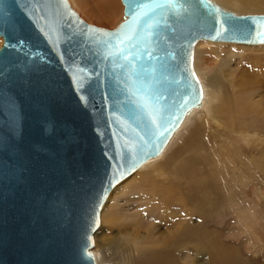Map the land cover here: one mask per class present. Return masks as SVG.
Instances as JSON below:
<instances>
[{"label":"water","instance_id":"water-1","mask_svg":"<svg viewBox=\"0 0 264 264\" xmlns=\"http://www.w3.org/2000/svg\"><path fill=\"white\" fill-rule=\"evenodd\" d=\"M121 3L107 29L68 0H0V264H97L108 193L201 101L196 42L264 43V14L182 0L148 39L130 13L154 5Z\"/></svg>","mask_w":264,"mask_h":264},{"label":"bare ground","instance_id":"bare-ground-1","mask_svg":"<svg viewBox=\"0 0 264 264\" xmlns=\"http://www.w3.org/2000/svg\"><path fill=\"white\" fill-rule=\"evenodd\" d=\"M68 1L88 23L110 28L122 20L121 0ZM213 1L236 15L264 14V0ZM193 67L202 85L201 101L185 114L159 153L141 163L108 193L99 217L101 225L104 221L117 225L118 235L110 242L117 250L110 252V247L105 243L99 246L95 241L93 251L97 264H134L135 259L149 256L160 263L173 264L174 254L170 248L182 234L189 235L190 229H193L189 227L192 217L200 211L187 194L192 190L207 192L208 180L212 178L210 171L213 168L209 172L199 169L200 162H209L204 156L206 153L200 152L199 134L207 125L211 126V122L224 126L230 132L247 131L250 125L246 119L248 116L252 123L259 122L264 128V43L247 44L201 38L194 47ZM189 144L194 147L192 154L169 168L174 186L167 187L163 192L155 188L149 180L150 175L168 164ZM220 156L221 169L230 180L234 170L232 163L227 161L231 158L227 154ZM209 158L212 159L211 156ZM244 165L264 173V156L250 157ZM207 166L210 167V163ZM181 181L183 187L180 186ZM129 189L131 191L126 197ZM204 197L208 198L209 193ZM146 198L152 199L151 202L145 201ZM180 204L184 212L176 215L174 207H180ZM137 207L138 210L144 208L145 213L137 211ZM108 249L110 254L107 255Z\"/></svg>","mask_w":264,"mask_h":264},{"label":"rangeland","instance_id":"rangeland-1","mask_svg":"<svg viewBox=\"0 0 264 264\" xmlns=\"http://www.w3.org/2000/svg\"><path fill=\"white\" fill-rule=\"evenodd\" d=\"M93 25L103 27L94 23ZM246 119L250 125H247L249 128L247 131L244 130L245 133L230 132L224 126L211 122V126L207 125L199 134L200 152L206 153L204 156L209 161L200 162L199 169L209 172L210 168H213L210 171L212 178L208 180L207 192L202 190L186 192L190 201L198 206L200 211L192 217L189 227L193 229H190V236L182 234L170 248L174 254L173 264H264V173L251 170L244 165L250 157H260L261 154L264 156V128L259 122L252 123L251 117L248 116ZM193 151L192 144L184 146L168 164L153 172L149 177L153 186L161 192L169 186H174L169 168ZM220 154H227V157L231 158L227 161L232 163L234 170V176L230 180L221 169ZM208 163L210 167L207 166ZM181 183L182 181L180 186L183 187ZM130 191L131 189L126 191V197ZM206 193H209L208 198L204 197ZM123 200L124 198L121 199V203ZM151 200L146 198L145 201L150 203ZM174 209L176 215L184 212L181 204ZM137 211L145 213L144 208L138 210L137 207ZM117 235V225L108 221L101 225L99 217V226L93 235L92 252L94 253L95 241L99 246L105 243L110 247V252L117 250L110 245L111 240ZM106 252L107 255L110 254L109 249ZM149 257L137 258L134 264H164Z\"/></svg>","mask_w":264,"mask_h":264},{"label":"snow or ice","instance_id":"snow-or-ice-1","mask_svg":"<svg viewBox=\"0 0 264 264\" xmlns=\"http://www.w3.org/2000/svg\"><path fill=\"white\" fill-rule=\"evenodd\" d=\"M12 2L14 5V0H12ZM149 2L154 5L149 11L139 14L130 13L131 23L139 26L136 31L139 32V28L143 27L146 32L150 33L147 37L148 39H150L152 35H155V33L151 32V29L159 24L160 19H163L165 16L175 17L178 11L183 10L182 0H149ZM33 11L35 12V9ZM127 26H129V20H126L125 24H122L120 27L123 29ZM145 51L147 52V49H145ZM122 59L131 64L128 55L122 56ZM131 59L135 60L137 57L132 55ZM89 86L91 87V85Z\"/></svg>","mask_w":264,"mask_h":264}]
</instances>
